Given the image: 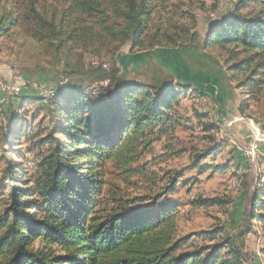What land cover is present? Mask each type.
I'll list each match as a JSON object with an SVG mask.
<instances>
[{"label": "trees", "instance_id": "16d2710c", "mask_svg": "<svg viewBox=\"0 0 264 264\" xmlns=\"http://www.w3.org/2000/svg\"><path fill=\"white\" fill-rule=\"evenodd\" d=\"M53 2L0 0V36L21 29L39 43L55 42L56 50L74 46L96 57L113 55L126 41L132 50H149L182 38L170 33L177 25L169 18L155 23L158 6L165 9L168 0H64L60 8ZM232 2L209 25L203 46L227 51L228 68L247 95L244 111L250 99L264 96V0ZM64 71L73 76L60 81L45 106L56 122L32 135V170L9 160L0 177V264H245L250 225L236 236L222 226L181 234L177 205L164 197L181 172L159 189L158 173L143 161L182 124L174 107L180 92L204 93L180 81H127L114 61L108 69ZM105 78L107 86L88 89ZM210 150L196 155L192 167ZM143 185L150 187L133 193ZM250 209L248 220L258 219L264 235V182Z\"/></svg>", "mask_w": 264, "mask_h": 264}, {"label": "rangeland", "instance_id": "374dc122", "mask_svg": "<svg viewBox=\"0 0 264 264\" xmlns=\"http://www.w3.org/2000/svg\"><path fill=\"white\" fill-rule=\"evenodd\" d=\"M45 1H56L53 8H60L64 0ZM232 1L168 0L165 9L158 6L155 23L166 24L169 18L170 23L177 25L170 33L179 31L182 38L149 50H132L130 41H126L117 46L113 55L96 57L74 46L56 50L55 42L39 43L21 29L1 35L0 80L7 85H21L22 89L3 102L0 93V177L9 160L24 163L25 168L32 170L37 151L27 152L34 143L32 135L44 134L56 122L45 106L60 81L73 76L65 73V68L87 72L98 64L108 69L114 61L118 75L127 81L156 86L165 81L190 83L204 95L193 90L180 92L174 107L182 124L161 142L154 143V153L145 155L143 161H148L158 173L159 189L169 183L176 171L181 172L174 191L164 196L177 205L181 234L191 236L222 226L236 236L250 225L251 232L245 236L242 248L245 264H264L261 224L258 219L247 218L254 193L264 182V96L250 99L248 108L241 111L247 95L228 68L227 51L203 46L209 25L232 9ZM169 3L178 5V12ZM53 8L48 7V17ZM192 33L196 37L188 42ZM108 82V78L95 81L88 89H100ZM50 88L52 91L45 96ZM208 123L215 126L210 128ZM206 149H211V153L192 167L196 155ZM149 187L143 185L133 193H143ZM198 198H215L216 202L200 205L194 202Z\"/></svg>", "mask_w": 264, "mask_h": 264}, {"label": "built area", "instance_id": "2783aa9c", "mask_svg": "<svg viewBox=\"0 0 264 264\" xmlns=\"http://www.w3.org/2000/svg\"><path fill=\"white\" fill-rule=\"evenodd\" d=\"M21 91V85H7L3 81L0 80V93L2 94V102L8 95H15ZM52 89H47L45 91V96L50 94Z\"/></svg>", "mask_w": 264, "mask_h": 264}]
</instances>
